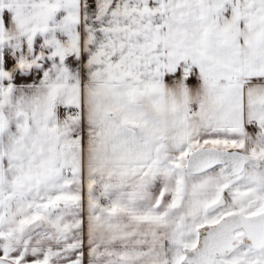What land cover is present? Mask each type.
<instances>
[{
    "label": "snow or ice",
    "instance_id": "snow-or-ice-1",
    "mask_svg": "<svg viewBox=\"0 0 264 264\" xmlns=\"http://www.w3.org/2000/svg\"><path fill=\"white\" fill-rule=\"evenodd\" d=\"M0 264H264V0H0Z\"/></svg>",
    "mask_w": 264,
    "mask_h": 264
}]
</instances>
